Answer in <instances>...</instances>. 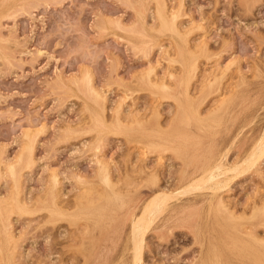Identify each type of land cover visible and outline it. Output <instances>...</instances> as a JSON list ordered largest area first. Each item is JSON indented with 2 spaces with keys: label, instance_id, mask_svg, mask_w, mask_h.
<instances>
[{
  "label": "rangeland",
  "instance_id": "1",
  "mask_svg": "<svg viewBox=\"0 0 264 264\" xmlns=\"http://www.w3.org/2000/svg\"><path fill=\"white\" fill-rule=\"evenodd\" d=\"M160 1L0 0V13L3 12L0 16V202L3 208L0 211V228L3 229H0V258H2L0 264L8 258L13 264H131L132 251L127 245L130 228L129 205L134 201L146 199L152 193L144 181L142 183L134 181L135 176L141 177L143 172L145 174V171L150 169L160 171V180L154 190L166 186L165 188L171 189L170 191H176L181 185L178 179L180 170L186 162L184 160L186 156L191 154L205 156L210 151H224L230 147L228 161L242 162L262 136L264 132V61H262L264 60V0H167L165 2L167 13L176 15L174 20L180 31L163 26V21L157 12ZM187 12L189 13L186 14ZM137 14L141 18L138 19ZM106 21L109 22H107L109 26ZM196 22L198 26L195 25ZM191 46L194 51L191 50ZM171 54L173 56H169ZM188 55L194 57L192 61L196 66V69L190 72L187 64L191 56ZM168 57L173 61L169 62ZM196 57L199 63L195 62ZM230 61H233L231 65ZM227 65L230 66L226 71L223 70ZM218 67L224 72L219 69L216 72ZM84 72L90 73L92 85L102 94L104 93V103L97 102L90 96L88 90L80 85ZM151 73L157 75L156 78ZM214 73H223V75L219 74L214 78L216 75ZM148 74L160 81L166 78L164 81L167 80V85L170 83L171 86L168 85L169 89L166 90L155 88L147 82ZM251 75L254 78L251 79ZM200 76L205 77L204 80ZM207 78H210V82L215 80L211 84H206L209 82ZM63 80L65 83H62ZM123 88H129L126 91L130 94L127 95ZM184 88H187V91ZM216 100L217 102L220 100L219 104L215 103ZM222 100L224 102H221ZM188 101L199 108V120L203 118V122L197 121V114L194 115L196 118L185 119L184 108L190 105ZM228 101L230 103L232 101L231 105H228ZM225 105L229 106L228 109ZM208 107H213L210 109L213 112ZM101 108L105 109L101 110ZM123 114L127 116L123 117ZM97 117L103 119L105 126L100 125ZM214 118L218 119V123ZM122 119L123 121L126 119V122L124 123ZM138 119L149 120L150 127L154 129L167 130L176 125L181 127L187 138L179 144L173 142V145L181 146L182 154L168 148L163 153L153 151L148 153L149 155L140 156L143 144L135 143ZM108 120L112 121L108 122ZM211 127L209 132L208 128ZM27 131L34 136L37 135L32 166L19 170L20 189L23 190V192L20 190L19 196L20 199L22 197V201L26 199L23 202L26 206L29 205L25 212H20L15 200L12 199L15 182L8 165L12 162L18 164L17 156L23 150L22 142L26 141L24 132ZM160 154L163 158L159 160ZM100 159L108 161L111 177L117 186L119 184L117 190L125 194L127 202L124 205L110 203L102 197L110 188L100 178L99 171H96L99 170V163L96 161ZM127 161L132 164H128ZM140 163H142L141 167ZM131 171L136 172L132 175ZM53 173L57 174L56 182L50 177ZM261 176L264 177V158L258 164L251 165L234 176L225 187L215 188L216 190L205 188L174 198L147 235L142 263L222 264L223 262L227 264L226 242L231 236L241 235L243 232L246 233H243L246 235L245 240L254 245L263 257L264 180L262 179L264 178ZM124 180L128 187L124 185ZM22 182L24 183L21 184ZM94 186H98L99 190L97 188L93 190ZM80 189L83 193L79 191ZM88 189H91V193ZM79 194L87 200L85 198L79 200L78 196H81ZM56 197L60 199L57 200ZM76 198H79L78 201ZM93 199L94 201L96 199V204L100 202L104 204L103 214L96 213L91 208L92 205H96ZM10 200L13 201V205L12 202L11 205L8 203ZM54 200L58 201V207L65 212L64 214L50 212L49 208L53 207ZM220 200L226 201L227 208L221 207ZM228 212H233L235 217H229ZM4 222L7 223L9 231L11 230L13 239L8 240L6 233H3ZM10 241L14 244L17 242L15 245L18 247L15 248ZM213 242L217 244L218 249L214 255L210 252V245ZM10 246L15 250L12 247L10 249L13 251H10ZM204 260L206 261L203 262ZM245 262H247L245 264H253L246 258Z\"/></svg>",
  "mask_w": 264,
  "mask_h": 264
},
{
  "label": "bare ground",
  "instance_id": "2",
  "mask_svg": "<svg viewBox=\"0 0 264 264\" xmlns=\"http://www.w3.org/2000/svg\"><path fill=\"white\" fill-rule=\"evenodd\" d=\"M146 1V0H145ZM156 1V0H155ZM167 0H161L160 1V3H159V8H158V11L157 12H159V15H160V17H161V19H162V23H163V26L164 27H166V28H170V29H172V30H179V29H177V25H176V22H175V17H176V15L175 14H170L169 12V14L167 13V8H166V2ZM141 2V1H140ZM143 2V1H142ZM182 2V1H181ZM1 3V2H0ZM13 3V2H12ZM31 3V2H30ZM146 3H148V2H146ZM169 3V2H168ZM139 4V3H138ZM184 4V3H183ZM182 4V5H183ZM26 5V4H25ZM171 5V4H170ZM6 6V5H5ZM30 6V5H29ZM156 6V5H155ZM175 6V5H174ZM173 6V7H174ZM177 6V5H176ZM184 6H185V4H184ZM183 6V7H184ZM158 7V6H157ZM178 7H180V6H178ZM10 8V7H9ZM21 8V7H20ZM19 8V9H20ZM30 8V7H29ZM148 8H149V6H148ZM147 8V9H148ZM25 10V9H24ZM177 10V9H176ZM176 10H174V11H176ZM179 10V9H178ZM26 11V10H25ZM155 11V12H156ZM169 11H171V10H169ZM180 11V10H179ZM172 12V11H171ZM177 12V11H176ZM137 13V12H136ZM175 13V12H174ZM180 13H181V11H180ZM189 12H187L186 14H188ZM1 15H3V12L2 13H0V16ZM148 15V14H147ZM157 15H158V13H157ZM170 15H172V17H170ZM190 15V14H189ZM137 18L139 19V18H141V17H139V15L137 14ZM179 16V15H178ZM185 16V15H184ZM193 16V15H192ZM159 17V16H158ZM182 18V17H181ZM180 17H179V19H181ZM160 18H159V20H161ZM107 20V19H106ZM157 20V19H156ZM158 20V21H159ZM186 20V19H185ZM195 20V19H194ZM3 21V20H2ZM177 21H178V19H177ZM107 22L108 21H106V24H107ZM116 22H118V21H116ZM115 22V23H116ZM157 22V21H156ZM156 22H154V23H156ZM194 22V21H193ZM192 22V23H193ZM109 23V22H108ZM144 23V22H143ZM179 23V22H178ZM200 23V22H199ZM180 24V23H179ZM178 24V25H179ZM197 24V22L195 23V25ZM108 25V24H107ZM151 25V24H150ZM154 25H156V24H154ZM158 25V24H157ZM160 25H161V23H160ZM194 25V24H193ZM192 25V26H193ZM200 25V24H199ZM4 26V25H3ZM103 26H104V24H103ZM109 26V25H108ZM130 26V25H129ZM197 26H198V24H197ZM105 27V26H104ZM113 27H114V25H113ZM183 27V26H182ZM108 28V27H107ZM156 28V27H155ZM155 28H153V29H155ZM1 29H2V27H1ZM186 29V28H185ZM184 29V30H185ZM189 29V28H188ZM3 30V29H2ZM151 30V29H150ZM171 30V31H172ZM181 30V29H180ZM179 30V31H180ZM4 32V31H3ZM104 32V31H103ZM108 32H110V31H108ZM108 32H106V34L108 33ZM118 31H116V33H117ZM169 32V31H168ZM173 33V32H172ZM176 33H178V32H176ZM105 34V33H104ZM164 35H166V34H164ZM178 35V34H177ZM189 35V34H188ZM125 37V36H124ZM170 37V36H169ZM181 37H182V35H181ZM202 38H204L203 36H201ZM162 38V37H161ZM201 38V39H202ZM15 39V38H14ZM144 39H145V37H144ZM157 39V38H156ZM174 39V38H173ZM175 39H177L176 37H175ZM205 39H206V37H205ZM182 40L184 41V39L182 38ZM199 40V39H198ZM126 41H127V39H126ZM159 41V40H158ZM180 41V40H179ZM191 41V40H190ZM197 41V40H196ZM203 41V40H202ZM202 41H200V43L202 42ZM130 42V41H129ZM165 42V41H164ZM163 42V43H164ZM171 42V41H170ZM175 42V41H174ZM178 42V41H177ZM192 42V41H191ZM207 42V41H206ZM131 43V42H130ZM133 43V42H132ZM160 43V42H159ZM173 43V42H172ZM171 43V44H172ZM184 43H185V41H184ZM151 44V43H150ZM154 44V43H153ZM156 44H158L157 42H156ZM170 44V45H171ZM181 44H182V42H181ZM189 44H193V45H195V43H189ZM196 44H197V42H196ZM199 44V43H198ZM202 44V43H201ZM142 45H143V42H142ZM166 45V44H165ZM183 45V44H182ZM186 45V44H185ZM203 45V44H202ZM172 46H173V44H172ZM171 46V47H172ZM189 46V45H188ZM204 46V45H203ZM198 47H200L201 48V46H198ZM164 48V47H163ZM194 48H195V46H194ZM207 48V47H206ZM6 49V48H5ZM166 49V48H165ZM177 49V48H176ZM183 49H185V48H183ZM193 48H192V46H191V50H192ZM204 49V48H203ZM139 50V49H138ZM150 50V49H149ZM169 50V49H168ZM171 50V49H170ZM198 50H200V49H198ZM6 51V50H5ZM164 51V50H163ZM189 51H190V49H189ZM192 51H194V50H192ZM208 51V50H207ZM147 52V51H146ZM164 52H166L167 53V51L165 50ZM173 51L171 50V53H172ZM144 53V52H143ZM163 53V52H162ZM181 53V52H180ZM184 54H186L185 52H183ZM190 53V52H189ZM208 53V52H207ZM206 53V55H208ZM176 54V53H175ZM192 54V53H191ZM164 55V54H163ZM169 56H173L172 54L171 55H169ZM189 56V55H188ZM191 56V55H190ZM189 56V57H190ZM204 56V55H203ZM184 57V56H183ZM211 57V56H210ZM188 58V57H187ZM194 57L193 56H191V58L188 60V67H189V72L192 70V69H196L195 67L196 66H194L195 64H194V62L192 61V59H193ZM196 60H195V62H197L198 61V63H199V60L197 59V57L195 58ZM199 59H200V57H199ZM168 60H169V62H171V61H173L172 59H169V57H168ZM171 60V61H170ZM184 60V59H183ZM260 60V59H259ZM239 61V60H238ZM238 61H236V62H238ZM262 61H264V60H262ZM182 62H184V61H182ZM186 62H187V60H186ZM220 62V61H219ZM218 62V63H219ZM235 62V63H236ZM231 63H233V61L231 62L230 61V65H231ZM238 64V63H237ZM230 65H227V67H224L225 69H223V70H227L226 68H228V66H230ZM157 66V65H156ZM169 66H170V64H169ZM168 66V67H169ZM217 66V65H216ZM236 66V65H235ZM153 67V66H152ZM151 67V68H152ZM167 67V68H168ZM154 68V67H153ZM166 68V69H167ZM170 68V67H169ZM169 68H168V70H169ZM202 68V67H201ZM221 70V68H217L216 69V72H218L217 70ZM234 69V68H233ZM242 69V68H241ZM151 70V69H150ZM168 70H167V72H168ZM170 70H171V68H170ZM182 70V69H181ZM199 70V69H198ZM209 70H211V69H209ZM235 70V69H234ZM239 70V69H238ZM87 71V70H86ZM174 71V70H173ZM178 71V70H177ZM177 71H176V73H177ZM230 71V70H229ZM255 71V70H254ZM253 71V72H254ZM146 72V71H145ZM149 71H147V73H148ZM155 72V71H154ZM166 72V73H167ZM172 72V71H171ZM184 72V71H183ZM187 71H185V73H186ZM200 72V71H199ZM210 72V71H209ZM212 72V71H211ZM221 72H224V71H222L221 70ZM241 72V71H240ZM239 72V73H240ZM255 72H257V71H255ZM85 73V75L83 74L81 77V82H80V85L83 87V88H85V89H87L88 90V92L90 93V96H92L97 102H102V103H104V101H105V97H104V93L102 94V92H100L98 89H96L93 85H92V77H91V75H90V73H86V72H84ZM140 73V72H139ZM150 73V72H149ZM152 73H153V70H152ZM151 73V75L153 76L154 74H152ZM165 73V74H166ZM170 72H168V74H169ZM175 73V74H176ZM244 74L245 73H247V72H243ZM144 73L142 72L141 73V75H143ZM159 74V73H158ZM164 74V75H165ZM188 74V73H187ZM204 74V73H203ZM213 74V73H212ZM216 73H214V75H215ZM220 75H223V73H219ZM219 74L217 73L216 75H215V77H214V75H213V77L214 78H217L218 76H219ZM243 74V75H244ZM118 75V74H117ZM135 75H136V73H135ZM134 75V76H135ZM170 75V74H169ZM186 75V74H185ZM196 75V74H195ZM218 75V76H217ZM231 75V74H230ZM250 75V74H249ZM253 75V74H252ZM251 75V79H252V77L254 76V75H256V74H254L253 76ZM120 76V75H119ZM155 76V75H154ZM157 76V75H156ZM156 76H155V78H156ZM229 76V75H228ZM240 76H241V73H240ZM161 77V76H160ZM164 77H166V75L164 76ZM169 77V76H168ZM186 77V76H185ZM201 78H202V76H200ZM62 78V77H61ZM66 78V77H65ZM64 78V79H65ZM71 78V77H70ZM117 78H119L120 79V77H118L117 76ZM123 78V77H122ZM188 78H189V76H188ZM192 79H193V76L191 77ZM203 78H205V77H203ZM202 78V79H203ZM243 78V77H242ZM254 78V77H253ZM77 79H78V77H77ZM139 79V78H138ZM166 79V78H165ZM164 79V80H165ZM168 79V78H167ZM201 79V80H202ZM210 78H207V80L209 81L208 83H206V81H205V83L206 84H211L212 83V81L213 80H215V79H213V80H211V82H210V80H209ZM212 79V78H211ZM221 79V78H220ZM256 79V78H255ZM80 80V79H79ZM121 80V79H120ZM133 80H136V79H133ZM140 80V79H139ZM146 80H147V82L149 83V84H151V85H153L155 88L156 87H158V88H160V89H162V90H166V89H169V86L168 85H170L171 86V84L169 83L168 85H167V80H166V82L163 80V79H161L162 81H160V80H158V79H154V78H152L151 76H149V74H148V76L146 77ZM196 80V79H195ZM204 80V79H203ZM203 80H202V82H203ZM233 80V79H232ZM236 80V79H235ZM240 80V79H239ZM71 81V80H70ZM185 81V80H184ZM183 81V82H184ZM188 81V80H187ZM194 81V80H193ZM238 81V80H237ZM241 81V80H240ZM239 81V82H240ZM68 82V81H67ZM232 82V81H231ZM238 82V83H239ZM243 82V81H242ZM62 83H65L64 82V80L62 81ZM69 83V82H68ZM71 83H73V82H70V84ZM132 83H134V82H132ZM174 83V82H173ZM180 83V82H179ZM186 83H188V82H186ZM194 83V82H193ZM229 83V82H228ZM235 83V82H234ZM251 83V82H250ZM196 84V83H195ZM220 84V83H219ZM233 84V83H232ZM248 84V83H247ZM260 84H262V83H260ZM127 85H128V83H127ZM151 85H149V86H151ZM184 86H185V83L183 84ZM186 85H188V84H186ZM193 85V84H192ZM200 85V84H199ZM65 86V85H64ZM75 86V85H74ZM129 86H131V84L129 85ZM147 86V85H146ZM204 86V85H203ZM206 86V85H205ZM245 86V85H244ZM249 86V85H248ZM69 87V86H68ZM98 87V86H97ZM123 87V86H122ZM152 87V86H151ZM207 87V86H206ZM206 87H204V88H206ZM228 87H230V86H228ZM237 87V86H236ZM66 88V87H65ZM76 88V87H75ZM99 88V87H98ZM203 88V87H202ZM201 88V89H202ZM231 88V87H230ZM70 89H72V87L70 88ZM124 89V88H123ZM143 89V88H142ZM185 89V88H184ZM187 89V88H186ZM185 89V90H186ZM194 89V88H193ZM192 89V90H193ZM219 89V88H218ZM234 89V88H233ZM238 89H240V88H238ZM246 89V88H245ZM259 89V88H258ZM74 90V89H73ZM126 90H129V88L128 89H124V91H126ZM151 90H153V89H151ZM185 90H183V91H185ZM202 90H204V89H202ZM223 90V89H222ZM236 90V89H235ZM76 91H78V90H76ZM187 91V90H186ZM199 91V90H198ZM198 91H197V93H198ZM217 91V90H216ZM233 91V90H232ZM257 91V90H256ZM138 92V91H137ZM193 92V91H192ZM200 92V91H199ZM243 92V91H242ZM242 92H240V93H242ZM106 93V92H105ZM133 93V92H132ZM186 92H184V94H185ZM190 93V92H189ZM214 93V92H213ZM230 93V92H229ZM250 93V92H249ZM248 93V94H249ZM67 94V93H66ZM74 94H76V93H74ZM78 94H79V91H78ZM126 94H127V91H126ZM128 94H130V92H128ZM127 94V95H128ZM192 94V93H191ZM219 94V93H218ZM221 94H223V93H221ZM235 94V93H234ZM233 94V95H234ZM81 95V94H80ZM159 95V94H158ZM165 95V94H164ZM187 95V94H186ZM225 95H228V94H225ZM239 95V94H238ZM106 96H107V94H106ZM169 96V95H168ZM185 96V95H184ZM194 96H195V93H194ZM81 97H82V95H81ZM188 97V96H187ZM191 97H193L192 95H191ZM223 97H224V95H223ZM222 97V98H223ZM236 97V96H235ZM234 97V98H235ZM252 97V96H251ZM128 98V97H127ZM136 98V97H135ZM135 98H133V99H135ZM161 98V97H160ZM225 98V97H224ZM230 98H232L231 96H230ZM229 98V99H230ZM245 98V97H244ZM257 98V97H256ZM81 99V98H80ZM173 99H175V98H173ZM203 99H205V98H203ZM215 99V98H214ZM227 99V98H226ZM229 99H227V100H229ZM246 99V98H245ZM180 100V99H179ZM179 100H178V102H179ZM190 100H191V98H190ZM225 100V99H224ZM232 100V99H231ZM234 100V99H233ZM86 101V100H85ZM122 101V100H121ZM121 101H120V103H121ZM177 101V100H176ZM187 101V100H186ZM192 101V100H191ZM220 101V100H219ZM218 101V102H219ZM189 102V101H188ZM203 102V101H202ZM212 102H213V100H212ZM211 102V103H212ZM217 102V100L215 101V103ZM217 102V103H218ZM221 102H224L223 100L221 101ZM221 102H220V104H221ZM243 102V101H242ZM241 102V103H242ZM253 102V101H252ZM94 103V102H93ZM106 103H107V101H106ZM131 103H133V102H131ZM137 103V102H136ZM193 103V102H192ZM230 102L228 101V105H231V103H232V101H231V103L229 104ZM183 104V103H182ZM189 106H186L185 108H184V117H185V119L186 120H190V119H192V118H196V116H194L195 114H197L198 115V118H196L197 119V121L199 120V116H200V113H199V108L198 107H194L190 102H189ZM219 104V103H218ZM246 104V103H245ZM186 105V104H185ZM201 105V104H200ZM227 105V104H226ZM225 105V106H226ZM238 105V104H237ZM86 106V105H85ZM84 106V107H85ZM103 106V105H102ZM177 106V105H176ZM209 106V105H208ZM215 106V105H214ZM213 106V107H214ZM242 106V105H241ZM119 107V106H118ZM118 107H116V108H118ZM213 107L212 108H209V110L210 109H213ZM227 107V106H226ZM229 107V106H228ZM228 107H227V109H228ZM106 108V111H107V107H105ZM105 108H103V109H105ZM102 108H101V110H103ZM206 109V108H205ZM86 110V109H85ZM116 110V109H115ZM136 111H139V110H137V109H135ZM158 110V109H157ZM105 111V112H106ZM124 111H126L125 109H124ZM210 111H212V110H210ZM227 111V110H226ZM242 111V110H241ZM95 112V111H94ZM104 112V111H103ZM118 112H120V111H118ZM140 112V111H139ZM154 112V111H153ZM156 112V111H155ZM160 112V111H159ZM213 112V111H212ZM222 112H223V110H222ZM91 114H92V112H90ZM125 113V112H124ZM161 113V112H160ZM177 113V112H176ZM210 113V112H209ZM226 113V112H225ZM96 114V113H95ZM130 114H132L131 112H130ZM142 114H143V112H142ZM183 114V113H182ZM204 114V113H203ZM106 115V114H105ZM112 115V114H111ZM116 115V114H115ZM124 115L125 114H123V117H124ZM129 115V114H128ZM133 115H134V113H133ZM135 115H136V113H135ZM134 115V116H135ZM145 115V114H144ZM153 115V114H152ZM175 115V114H174ZM201 115H202V113H201ZM205 115H207V114H205ZM218 115L219 114H217L216 116L218 117ZM226 115V114H225ZM94 116V115H93ZM114 116V115H113ZM117 116V115H116ZM125 116H127V115H125ZM137 116V115H136ZM148 116V115H147ZM111 117V116H110ZM115 117V116H114ZM161 117V116H160ZM159 117V119H161ZM251 117V116H250ZM91 118H92V115H91ZM90 118V119H91ZM95 118V117H94ZM93 118V119H94ZM137 118H139V116L137 117ZM149 117H147V119H148ZM212 118V117H211ZM211 118H209V119H211ZM221 118V117H220ZM223 118V117H222ZM97 119V121L100 123V125H102V126H105V123H104V121H103V119L102 118H96ZM116 119V118H115ZM114 119V120H115ZM127 119V118H126ZM126 119H125V121H123V119H122V121L125 123L126 122ZM129 119V118H128ZM142 119V118H141ZM158 119V120H159ZM205 119V118H204ZM206 119H208V118H206ZM213 119V118H212ZM214 119H216V118H214ZM92 120V119H91ZM131 120H132V118H131ZM195 120V119H194ZM200 120H202V122H203V118L202 119H200ZM199 120V121H200ZM226 120H228V119H226ZM105 121H106V119H105ZM110 121H112V120H108V122H110ZM121 121V120H120ZM130 121V120H129ZM136 121V120H135ZM161 121V120H160ZM198 121V122H199ZM208 121H210V120H208ZM215 121H217V123H218V119H216ZM214 121V122H215ZM223 121V120H222ZM91 122V121H90ZM107 122V123H108ZM131 122V121H130ZM167 122H169V121H167ZM207 122V121H206ZM205 122V123H206ZM210 122H212V120L210 121ZM113 123V122H112ZM111 123V124H112ZM179 123V122H178ZM208 123V122H207ZM216 123V122H215ZM226 123V122H225ZM136 124V123H135ZM165 124V123H164ZM129 125H131V123L129 124ZM137 125H138V127H137V129H136V132H137V134H136V141H135V143H141V144H143L142 145V147H141V154H140V156L142 155V157L143 156H146L148 153H150V152H153V151H160V153H161V151H162V153H163V151H165V150H167L168 148L169 149H172V150H174V151H176V153H178L179 154V152H180V150H183V149H181V146H174L173 145V142H177L178 144L181 142H183V140L184 139H186L187 137V135H186V133L181 129V127H179V126H174V127H172V128H168L167 130H160L159 128H156V129H154V127L153 128H151L150 127V125H149V120H146V121H144V120H139L138 119V121H137ZM199 125H200V123H199ZM209 125V124H208ZM70 126V125H69ZM167 126V125H166ZM198 126V125H197ZM204 126V125H203ZM202 126V127H203ZM209 126H211V125H209ZM80 127V126H79ZM113 127V126H112ZM119 127V126H118ZM29 128V130H30V126L28 127ZM34 128V127H33ZM70 128H71V126H70ZM99 128V127H98ZM207 128V127H206ZM213 128H215V126L213 127ZM225 128H226V126H225ZM27 129V128H26ZM66 129H68V128H66ZM86 129H88V128H86ZM99 129H101V127L99 128ZM209 129V132H210V129H212V127L211 128H208ZM28 130V129H27ZM201 130V129H200ZM215 130V129H214ZM34 131V130H33ZM32 131V132H33ZM36 131V130H35ZM34 131V132H35ZM68 131V130H67ZM96 131V130H95ZM123 131V130H122ZM208 131V130H207ZM113 132V131H112ZM126 132V131H125ZM133 132V131H132ZM263 132V131H262ZM25 133V138H26V141L25 142H22V143H24V147H23V150H22V152H20V154H19V156H17V157H19V159H18V164H15L14 162H12V163H7V162H4V163H7V164H9L8 165V170H9V172H10V174H11V176L13 177V179H14V182H15V191H14V195H13V198L12 199H14L15 200V202H16V204H17V207H18V211H20V212H22V211H24L25 212V210L27 209V206H29V205H25L26 203H23V202H25V200L24 201H22V197H21V199H20V196H19V194H20V190H22V189H20V183H19V181H20V172H19V170L21 169V168H23V167H29V166H32V164H33V162H34V156H33V154H34V146H35V137H36V135L37 134H35V136L34 135H32L31 134V132L29 133L28 131H27V133L26 132H24ZM37 133H39L38 131H37ZM99 133V132H98ZM206 133V132H205ZM114 134V133H113ZM128 134V133H127ZM82 135V134H81ZM96 135V134H95ZM104 135V134H103ZM107 135V134H106ZM219 135V134H218ZM123 136V135H122ZM130 136H131V134H130ZM215 136V135H214ZM69 137V136H68ZM96 137V136H95ZM101 137V136H100ZM128 137V136H127ZM130 138V137H129ZM192 138V137H191ZM204 138V137H203ZM96 139V138H95ZM104 139H105V136H104ZM195 139V138H194ZM208 139V138H207ZM209 139H210V137H209ZM208 139V140H209ZM24 140V139H23ZM93 140H94V138H93ZM92 140V141H93ZM133 140V139H132ZM104 143H105V141H104ZM92 144V143H91ZM141 144H140V146H141ZM194 144V143H193ZM211 144H212V142H211ZM199 145V144H198ZM214 145V144H213ZM239 145V144H238ZM254 145V144H253ZM209 146V145H208ZM89 147H90V145H89ZM133 147V146H132ZM192 147V146H191ZM212 147V146H211ZM102 148V147H101ZM195 148V147H194ZM252 148V147H251ZM96 149V148H95ZM229 149H230V147H227L224 151H218V152H216V151H210V152H208V154L207 155H205V156H196V155H188V156H186V158L184 159L186 162L184 163V167L180 170V172H181V174H179L180 175V178L178 179L179 180V183L181 184L180 185V187L178 188V190H176V191H170L168 188H161V189H158V190H154V188H155V186L158 184V182H159V180H160V174H159V172L157 171V170H153V169H150L149 171H145V174H144V172H143V176H141V177H139L138 176V178H136V176L134 177L135 178V180L134 181H137V183H142L143 181H144V184L147 186V187H149L150 189H151V194L146 198V199H144V200H139V201H134V203L133 204H131V205H129V213H128V218H129V220H130V228H129V232H128V236H127V245H128V248L129 249H131V251H132V262H131V264H141L142 262H143V258H144V251H145V246H146V239H147V235L149 234V232H150V230L152 229V227H153V225L155 224V221L158 219V217L164 212V211H166L168 208H169V206H170V204H171V201H173V199L174 198H178V197H180L181 195H185V194H191V193H194V192H196V191H199V190H202V189H204L205 190V188H219L220 189V187H225V186H227L228 185V183L234 178V176H237V174H239V173H241V172H243L245 169H247V167H251V165H255V164H258L263 158H264V132H263V134H262V136L260 137V139H258V141L256 142V144L254 145V147L250 150V152L248 153V154H246L247 156H246V158H244V160L241 162V161H236V162H233V163H230L229 161H228V154H229ZM236 149V148H235ZM138 150V149H137ZM139 150V151H140ZM202 150H203V148H202ZM206 150V149H205ZM208 150V149H207ZM248 150V149H247ZM95 151V150H94ZM97 151V150H96ZM95 151V152H96ZM136 151V150H135ZM198 151H200V150H198ZM100 152V151H99ZM138 153V152H137ZM181 153V152H180ZM195 153H197V152H195ZM203 153V152H202ZM102 154V153H101ZM159 154V153H158ZM169 154V153H168ZM175 154V153H174ZM182 154V153H181ZM237 154V153H236ZM106 155V154H105ZM149 155V154H148ZM238 155H239V153H238ZM155 156V155H154ZM169 156V155H168ZM96 157V156H95ZM104 157V156H103ZM141 157V158H142ZM151 157V156H150ZM245 157V156H244ZM37 158V157H36ZM105 158V157H104ZM134 158V157H133ZM138 158V157H137ZM141 158H139V159H141ZM146 158V157H145ZM149 158V157H148ZM163 158V156L160 154L159 155V160L160 159H162ZM167 158V157H166ZM177 158V157H176ZM236 158V157H235ZM129 159V158H128ZM143 159V158H142ZM180 159V158H179ZM229 159H230V156H229ZM237 159V158H236ZM235 159V160H236ZM107 160V159H106ZM109 160V159H108ZM134 160H136V158L134 159ZM138 160V159H137ZM145 160H147V159H145ZM182 160V159H181ZM14 161V160H13ZM157 161V160H156ZM108 162V161H107ZM106 161H104V160H99L98 162L96 161V163H99V170L97 169L96 171L98 172L99 171V174H100V178L102 179V181L104 182V183H106L107 185H108V187L110 188V192L108 191L106 194H105V196H102V197H105V199H106V201H108V202H110V203H115V204H120V205H124L126 202H127V200H126V197H125V194H123L122 192H119L117 189H118V186H119V184H118V186L116 185V183L114 182V180L112 179V177H111V172H110V168H109V165H108V163H107ZM141 162H143V161H141ZM148 162V161H147ZM154 162V161H153ZM110 163H112V162H110ZM109 163V164H110ZM127 163L129 164H132L131 162H128L127 161ZM135 163V162H134ZM139 162L137 161V164H138ZM159 163V162H158ZM183 163V162H182ZM263 163V162H262ZM127 164V165H128ZM145 163H143V165H144ZM154 164V163H153ZM156 164V163H155ZM98 165V164H97ZM147 165V164H146ZM169 165V164H168ZM186 165V166H185ZM111 166H112V164H111ZM136 166V165H135ZM142 166V163H140V167ZM148 166V165H147ZM163 166V165H162ZM180 166V165H179ZM124 167H125V165H124ZM128 167V166H127ZM131 167H133L132 165H131ZM137 167V166H136ZM156 167V166H155ZM154 167V168H155ZM259 167V166H258ZM123 168V167H122ZM135 168V167H134ZM178 168V167H177ZM261 168V167H260ZM259 168V169H260ZM29 169V168H28ZM129 169H131V168H129ZM129 169H128V171H129ZM143 169V168H142ZM171 169V168H170ZM254 169V168H253ZM252 169V170H253ZM141 170V169H140ZM144 170H146L145 168H144ZM167 170V169H166ZM165 170V171H166ZM179 170V169H178ZM256 170V169H255ZM51 171V170H50ZM120 171V170H119ZM137 171V170H136ZM136 171H134V172H136ZM138 171H139V168H138ZM137 171V172H138ZM172 171V170H171ZM51 172H54V171H51ZM113 172V171H112ZM122 172V171H121ZM123 172H125V170L123 169ZM133 172V173H134ZM142 172V171H141ZM175 172H176V170H175ZM256 172H258V174H260L259 173V171H256ZM23 173V172H22ZM115 173V172H114ZM120 173V172H119ZM118 173V174H119ZM131 173H132V171H131ZM133 173H132V175H133ZM254 173V172H253ZM24 174V173H23ZM49 174H50V172H49ZM121 174V173H120ZM135 174H137V173H135ZM57 174L56 173H53L50 177H52L53 178V180L56 182V180H57V176H56ZM97 174H95V176H96ZM122 175V174H121ZM127 175V174H126ZM125 175V176H126ZM172 175V174H171ZM177 175V174H176ZM79 176V175H78ZM81 176V175H80ZM79 176V177H80ZM85 176H87V175H85ZM178 176V175H177ZM260 176V175H259ZM82 177V176H81ZM94 177V176H93ZM123 177H124V174H123ZM262 178H264L263 176H261ZM51 178V179H52ZM59 178V177H58ZM77 178V177H76ZM87 178H88V176H87ZM115 178H117L116 176H115ZM133 178V177H132ZM140 178V179H139ZM166 178V177H165ZM23 179V178H22ZM51 179H49V181H51ZM79 179V178H78ZM98 179V178H97ZM120 179H122V178H120ZM125 179H126V177H125ZM162 179V178H161ZM172 179L174 180V178L172 177ZM130 180V179H129ZM177 180V179H176ZM236 180V179H235ZM262 180H264V179H262ZM78 181V180H77ZM130 181H132V180H130ZM12 182V181H11ZM53 182V181H52ZM79 182V181H78ZM90 182V181H89ZM133 182V181H132ZM24 182H22L21 184H23ZM122 183H123V180H122ZM126 182H125V180H124V185L125 186H127V183L125 184ZM161 183H163V182H161ZM172 183V182H171ZM233 183V182H232ZM81 184V183H80ZM90 184V183H89ZM100 184V183H99ZM130 184V183H129ZM164 184V183H163ZM162 184V185H163ZM166 184V183H165ZM97 185V184H96ZM120 185H121V183H120ZM131 185V184H130ZM167 185V184H166ZM264 185V184H263ZM23 186V185H22ZM80 186V185H79ZM82 186V185H81ZM83 186H85V184L83 185ZM87 186V185H86ZM100 186V185H99ZM122 186V185H121ZM120 186V187H121ZM131 186H133V185H131ZM170 186H172V185H170ZM178 186H179V184H178ZM11 187H12V185H11ZM24 187V186H23ZM49 187V186H48ZM51 187V186H50ZM117 187V188H116ZM123 187V186H122ZM128 187V186H127ZM126 187V188H127ZM130 187V186H129ZM137 187V186H136ZM138 187H140V184H139V186ZM169 187V186H168ZM91 188V187H90ZM94 188H97V190H99V188H98V186L97 187H92V189L93 190H96V189H94ZM100 188H101V186H100ZM105 188V187H104ZM103 188V189H104ZM230 188V187H229ZM11 189H13V188H11ZM57 189V188H56ZM59 189V188H58ZM83 189V188H82ZM82 189H80L79 191H81ZM174 189V188H173ZM228 189V188H227ZM127 190V189H126ZM210 190V189H209ZM216 190V189H215ZM218 190V189H217ZM229 190V189H228ZM12 191V190H11ZM62 191V190H61ZM88 191H89V193H91L90 191H91V189L89 190L88 189ZM100 191L101 192H103L102 191V189H100ZM100 191H98V193L100 192ZM125 191V190H124ZM130 191V190H129ZM258 191H259V189H258ZM21 192H23V190L21 191ZM44 192V191H43ZM42 192V193H43ZM51 192H52V190H51ZM58 192V191H57ZM56 192V193H57ZM59 192H60V190H59ZM63 192V191H62ZM61 192V193H62ZM82 192V191H81ZM97 192V191H96ZM100 192V193H101ZM105 192V191H104ZM145 192V191H144ZM202 192V191H201ZM222 192V191H221ZM229 192V191H228ZM10 193H12V192H10ZM61 193H60V195H61ZM80 193V192H79ZM83 193V192H82ZM85 193V192H84ZM216 193V192H215ZM58 194V193H57ZM211 194H213L212 192H211ZM78 195V194H77ZM79 195H81V196H78V197H80V199L79 200H81V199H83V198H85L82 194H79ZM103 195V194H102ZM23 196V195H22ZM39 196V195H38ZM45 195H43V197H44ZM62 196V195H61ZM83 196V197H82ZM87 196V195H86ZM99 196H101V194L99 195ZM98 196V197H99ZM133 196V195H132ZM195 196V195H194ZM225 196V195H224ZM255 196V195H254ZM264 196V195H263ZM75 197H76V195H75ZM74 197V198H75ZM96 197V196H95ZM101 197V198H102ZM227 197V196H226ZM24 198V197H23ZM37 198H39L40 199V197H37ZM57 198V200H59L60 198L59 197H56ZM59 198V199H58ZM63 198V197H62ZM64 198H66V197H64ZM100 198V197H99ZM9 199V198H8ZM55 199V198H54ZM67 199V198H66ZM77 199V198H76ZM78 199H77V201H78ZM86 199V198H85ZM98 199V198H97ZM253 199V198H252ZM7 200V199H6ZM6 200L4 201V202H6ZM53 200V199H52ZM72 200V199H71ZM87 200V199H86ZM99 200V199H98ZM9 201V200H8ZM22 201V202H21ZM65 201V200H64ZM63 201V202H64ZM73 201V200H72ZM75 201V200H74ZM89 201H91V200H89ZM103 201V200H102ZM207 201V200H206ZM214 201H217V200H214ZM3 202V203H4ZM11 202H12V205H13V201H11L10 200V202H8L10 205H11ZM36 202V201H35ZM58 202V201H57ZM57 202L54 200V202H53V207H51V208H49L50 209V212L51 213H53V214H64L65 212H62L61 210H60V208L58 207V204H57ZM76 202V201H75ZM92 202V201H91ZM93 202H95V204H96V199H95V201H94V199H93ZM133 202V201H132ZM220 202V205H221V207H223V208H227V204L225 203L226 201L224 200H220L219 201ZM230 202H231V200H230ZM209 203V202H208ZM261 203V202H260ZM7 204V203H6ZM5 204V205H6ZM61 204V203H60ZM74 204V203H73ZM79 204V203H78ZM91 204V203H90ZM195 204V203H194ZM216 204V203H215ZM10 205H9V209H10ZM31 205V204H30ZM66 205L68 206V204L66 203ZM70 205V204H69ZM76 205V204H75ZM79 205H81V203L79 204ZM89 205V204H88ZM217 205V204H216ZM61 206V209H62V205H60ZM74 206V205H73ZM77 206V205H76ZM104 204L103 203H98V204H96V205H92V207L91 208H93V210H94V212H96V213H100V214H103L102 213V211H103V209H104ZM106 206V205H105ZM190 206V205H189ZM251 206V205H250ZM4 207V206H3ZM13 207V206H12ZM108 207V206H107ZM253 207V206H252ZM78 208V207H77ZM90 208V209H91ZM183 209H184V206L182 207ZM246 208V207H245ZM258 208V207H257ZM1 209H3L2 208V204H1V202H0V211H1ZM5 209V208H4ZM8 209V208H7ZM8 209V211H10ZM13 209V208H12ZM11 209V210H12ZM215 209H217V208H215ZM222 209V208H221ZM230 209V208H229ZM251 209V208H250ZM258 209H261V207L260 208H258ZM14 210V209H13ZM213 210V209H212ZM238 210V209H237ZM242 210V209H241ZM4 211V210H3ZM17 211V210H16ZM40 211V210H39ZM47 211V210H46ZM216 211V210H215ZM247 211V210H246ZM259 211V210H258ZM23 212V213H24ZM27 212V211H26ZM217 212V211H216ZM249 212V211H248ZM12 213V212H11ZM28 213H30V212H28ZM249 213H251V211L249 212ZM9 214V213H8ZM21 214V213H20ZM49 214V213H48ZM200 214V213H199ZM217 214V213H216ZM218 214H219V211H218ZM228 214H229V217H231V218H234L235 216H234V213L233 212H228ZM5 215H6V212H5ZM10 215V214H9ZM180 215V214H179ZM208 215V214H207ZM123 216V215H122ZM212 216H214V215H212ZM241 216V215H240ZM7 218V217H6ZM1 219V218H0ZM11 220V219H10ZM219 220V219H218ZM217 220V221H218ZM259 220V219H258ZM172 221V220H171ZM72 222V221H71ZM59 223V222H58ZM73 223V222H72ZM84 223V222H83ZM205 223V222H204ZM211 223V222H210ZM219 223V222H218ZM259 223V222H258ZM222 224V223H221ZM240 224V223H239ZM257 224V223H256ZM1 225H2V223H1ZM3 225H4V231H3V233L5 232L6 234V236H7V239L8 240H10L11 238H12V236H13V234H11L10 232H11V230L9 231V229L7 228V223H3ZM63 225V224H62ZM70 225V224H69ZM83 225V224H82ZM87 225V224H86ZM194 225V224H193ZM58 226H59V224H58ZM88 226V225H87ZM171 226H172V224H171ZM255 226V225H254ZM3 227V226H2ZM12 227V226H11ZM57 227V226H56ZM76 227V226H75ZM226 227V226H225ZM236 227V226H235ZM251 227V226H250ZM253 227V226H252ZM261 228H262V226H260ZM260 227H259V229H260ZM58 228V227H57ZM196 228V227H195ZM1 229V228H0ZM59 229V228H58ZM57 229V230H58ZM74 229V228H73ZM87 229H88V227H87ZM111 229V228H110ZM183 229V228H182ZM201 229V228H200ZM251 229V228H250ZM1 230H3V229H1ZM76 230H77V227H76ZM79 230V229H78ZM160 230V229H159ZM198 230V229H197ZM197 230H196V232H197ZM207 230V229H206ZM225 230V229H224ZM244 230V229H243ZM258 230V229H257ZM75 231V230H74ZM73 231V232H74ZM80 231V230H79ZM188 231V230H187ZM211 231V230H210ZM223 231V230H222ZM256 231V230H255ZM77 232V231H76ZM75 232V233H76ZM84 232V231H83ZM86 232V231H85ZM105 232V231H104ZM122 232V231H121ZM166 232V231H165ZM184 232V231H183ZM203 232V231H202ZM212 232V231H211ZM236 232V231H235ZM2 233V234H3ZM185 233V232H184ZM204 233V232H203ZM243 233H245V232H243ZM241 234V235H236V236H231L230 238H229V241H227L226 242V246H225V248H226V252H227V255H228V259H227V264H245V263H247V262H245V258L247 259V260H249V261H252V263L253 264H264V256L263 257H261L260 256V253H259V250L256 248V247H254V245H252V244H249V242H247L246 240H245V234ZM70 234V233H69ZM107 234V233H106ZM183 234V233H182ZM196 234V233H195ZM208 234V233H207ZM238 234V233H237ZM5 235H4V237H5ZM81 235V234H80ZM89 235V234H88ZM112 235V234H111ZM193 235V234H192ZM200 235V234H199ZM258 235V234H257ZM2 236V235H1ZM67 236H69V235H67ZM73 236V235H72ZM84 236V235H83ZM82 236V237H83ZM104 236V235H103ZM177 236H178V234H177ZM260 236V235H259ZM264 236V235H263ZM175 237V236H174ZM198 237V236H197ZM3 238V237H2ZM78 238V237H77ZM79 238H81V237H79ZM110 238V237H109ZM118 238V237H117ZM158 238V237H157ZM201 238H202V236H201ZM13 239V238H12ZM70 239V238H69ZM74 239V238H73ZM76 239V238H75ZM168 239V238H167ZM192 239V238H191ZM198 239V238H197ZM16 240H18V239H16ZM163 240V239H162ZM161 240V241H162ZM169 240V239H168ZM199 240H200V238H199ZM203 240V239H202ZM220 240V239H219ZM256 240V239H255ZM264 240V239H263ZM5 241V240H4ZM12 241V240H11ZM10 241V242H11ZM14 241V240H13ZM259 243H260V241L259 240H257ZM15 242V241H14ZM19 242V241H18ZM77 242V241H76ZM80 242V241H79ZM201 242V241H200ZM219 242V241H218ZM11 243H13V242H11ZM114 243V242H113ZM124 243V242H123ZM202 243V242H201ZM262 243V242H261ZM2 244L4 245V243L2 242ZM14 244V243H13ZM16 245H17V242L15 243ZM14 244V245H15ZM256 244V243H255ZM7 245V244H6ZM14 246L15 248L16 247H18V246ZM77 245V244H76ZM259 245V244H258ZM263 245V244H262ZM81 246V245H80ZM260 246V245H259ZM7 247V246H6ZM13 247V246H12ZM11 246L9 247V250L11 251L12 249H10V248H12ZM13 247V248H14ZM104 247V246H103ZM210 252H211V254L213 253V255L215 254V252H217V244L216 243H211V245H210ZM262 247V246H261ZM15 248L13 249V250H15ZM3 249H4V247H3ZM7 250H8V248H6ZM83 249V248H82ZM228 249V250H227ZM12 250V251H13ZM77 250V249H76ZM80 250V249H79ZM193 250V249H192ZM205 250V249H204ZM223 250V249H222ZM263 250V249H262ZM4 251V250H3ZM17 251H18V249H17ZM83 251V250H82ZM194 251V250H193ZM198 251V250H197ZM199 251H201V250H199ZM206 251V250H205ZM209 251V250H208ZM15 252V251H14ZM14 252H12L13 253V255H14ZM19 252V251H18ZM81 252V251H80ZM85 252V251H84ZM83 252V253H84ZM191 252V251H190ZM6 253V252H5ZM200 253V252H199ZM221 253V252H220ZM16 254V253H15ZM86 254V253H85ZM219 254V253H218ZM224 254H226L225 252H224ZM12 255V256H13ZM16 255H18V254H16ZM15 255V256H16ZM196 255V254H195ZM200 255V254H199ZM106 256V255H105ZM197 256V255H196ZM11 257V256H10ZM119 257V256H118ZM198 257V256H197ZM211 257V256H210ZM213 257V256H212ZM16 258V257H15ZM17 258H19V257H17ZM16 258V259H17ZM105 258V257H104ZM146 258H148L147 256H146ZM2 258H0V260H1ZM147 260V259H146ZM208 260H209V257H208ZM214 260V259H213ZM14 261H15V259H14ZM85 261V260H84ZM191 261V260H190ZM206 260H204L203 262H205ZM212 261V260H211ZM1 262V261H0ZM17 262V261H16ZM73 262V261H72ZM199 262H200V260H199ZM209 262V261H208ZM226 262V261H225ZM2 263L3 264H13L12 263V261H11V259H5V260H3L2 261ZM77 263H78V261H77ZM80 263V262H79ZM84 263V262H83ZM193 263V262H192ZM212 263V262H211ZM213 263H214V261H213ZM74 264V263H73ZM82 264V263H81ZM95 264H98V263H95ZM113 264V263H112ZM143 264V263H142ZM152 264V263H151ZM200 264H202V263H200ZM204 264V263H203ZM222 264H223V262H222Z\"/></svg>",
  "mask_w": 264,
  "mask_h": 264
}]
</instances>
